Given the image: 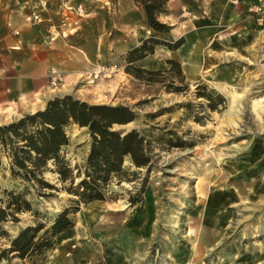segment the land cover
<instances>
[{
    "label": "rangeland",
    "instance_id": "rangeland-1",
    "mask_svg": "<svg viewBox=\"0 0 264 264\" xmlns=\"http://www.w3.org/2000/svg\"><path fill=\"white\" fill-rule=\"evenodd\" d=\"M79 1L65 5L61 15L66 30L77 28L70 33L90 20L65 55L75 70L67 75L54 69L59 80L53 87L51 69L44 107L26 108L36 97L7 103L0 126L65 96L123 106L134 120L112 130L143 137L149 163L137 168L124 158L121 174L103 189L105 200L73 212L74 198L63 190L69 183L59 181L51 162L36 175L39 182H26L11 173V145L0 146V207L9 192L23 194L30 205L15 214L16 222L0 223V264H264V26L250 17L253 0L244 10L226 0H167L158 15L168 27L163 34L148 29L135 0ZM153 35L163 42L184 39L176 51L159 46L148 56L161 71L169 68L167 60L177 61L183 84L174 73L146 84L126 72L127 52ZM171 85L182 91L169 92ZM198 86L219 94L223 103L197 98ZM223 88L239 94L234 103ZM8 109L12 119L6 118ZM66 134L61 155L80 172L75 186L84 177L92 140L87 128L75 125ZM65 209L73 212V227L55 238L52 250L32 260L13 253L1 258L21 230L46 229Z\"/></svg>",
    "mask_w": 264,
    "mask_h": 264
},
{
    "label": "trees",
    "instance_id": "trees-1",
    "mask_svg": "<svg viewBox=\"0 0 264 264\" xmlns=\"http://www.w3.org/2000/svg\"><path fill=\"white\" fill-rule=\"evenodd\" d=\"M135 2L143 10L148 29L156 34L167 31L168 27L158 21V15L163 12L167 0H135ZM183 44V38L172 42L160 41L154 35L146 38L139 46L127 52L126 72L146 84L155 83L156 76L174 73L179 83L183 84L184 76L180 64L175 60L166 61L169 68L165 71L145 70L134 66L135 62L153 55L156 47L163 46L170 51H176ZM171 86L169 92L182 91L181 87ZM196 93L197 98L205 99L214 106L223 103V98L219 94L214 91L207 93L205 86H198ZM134 117V113L123 106L89 105L70 96L55 98L47 102L44 110L0 126V146L5 149L8 143L11 145L7 151V156L11 160V173L26 182L33 180L39 182L36 175L45 172L48 163L51 162L59 181L64 184L69 183V187L63 190L74 198L72 200L75 205L72 209L74 212L81 204L105 200L103 189L111 176L121 174L124 158L129 157L137 168L148 165L149 159L144 152L143 137L136 131L123 134L112 130L114 125L129 124ZM71 125L87 128L92 140L84 177L75 186L74 181L80 177V172L78 168L71 169L61 155L63 149L68 146L66 129ZM74 171H76L75 176ZM41 186L52 188L45 183H41ZM7 196L9 200L5 208L0 207V223L8 219L16 222V213L30 210V205L23 194L9 192ZM72 211L63 210L46 229L41 225L24 228L11 240L10 247L1 253V258L7 259L12 253L21 260H32L43 256L54 248L56 237L73 227L69 217Z\"/></svg>",
    "mask_w": 264,
    "mask_h": 264
},
{
    "label": "crops",
    "instance_id": "crops-1",
    "mask_svg": "<svg viewBox=\"0 0 264 264\" xmlns=\"http://www.w3.org/2000/svg\"><path fill=\"white\" fill-rule=\"evenodd\" d=\"M78 2L0 0V111L6 109L7 103L28 102L35 97L37 102L26 108L30 111L42 109L50 89L49 71L58 69L67 75L73 73L75 67L70 62L65 64V55L71 53L74 43L85 35V24L90 20L82 22L80 31L70 33L77 28L66 30L61 15L65 5ZM225 2L237 3L244 10L251 0ZM149 58L135 62L134 66L145 70L161 68L158 63L152 65ZM195 69L193 65L190 70L193 73ZM8 110L6 118L12 119L15 113Z\"/></svg>",
    "mask_w": 264,
    "mask_h": 264
},
{
    "label": "built area",
    "instance_id": "built-area-1",
    "mask_svg": "<svg viewBox=\"0 0 264 264\" xmlns=\"http://www.w3.org/2000/svg\"><path fill=\"white\" fill-rule=\"evenodd\" d=\"M248 11L250 12V17L254 19L258 25L264 26V0H253ZM98 72L100 73L101 71ZM50 75L51 85L54 87L58 83L59 77L54 70L51 71Z\"/></svg>",
    "mask_w": 264,
    "mask_h": 264
},
{
    "label": "bare ground",
    "instance_id": "bare-ground-1",
    "mask_svg": "<svg viewBox=\"0 0 264 264\" xmlns=\"http://www.w3.org/2000/svg\"><path fill=\"white\" fill-rule=\"evenodd\" d=\"M193 72H195V71H193ZM216 89H217V88H216ZM219 90H220V89H219ZM222 90L226 93L227 96L230 97V104H231V103H234L235 99H236L237 96L239 95V94L236 93L235 91H233V90H229V89H227V88H223ZM253 107L255 108L256 105L253 104ZM231 110H232V109H231ZM230 112H231V111H230ZM190 179H195V178H194V177H190Z\"/></svg>",
    "mask_w": 264,
    "mask_h": 264
}]
</instances>
